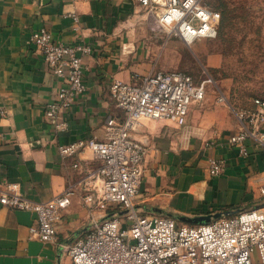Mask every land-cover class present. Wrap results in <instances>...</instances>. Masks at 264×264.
Returning <instances> with one entry per match:
<instances>
[{
	"label": "crops",
	"instance_id": "crops-1",
	"mask_svg": "<svg viewBox=\"0 0 264 264\" xmlns=\"http://www.w3.org/2000/svg\"><path fill=\"white\" fill-rule=\"evenodd\" d=\"M40 26L54 41L90 46L82 56L85 91L60 113L59 129L43 110L62 82L28 43ZM199 44L195 41L192 49L203 55ZM185 49L178 37L168 38L156 28L154 16L134 0H0V190L18 183L26 198L47 201L68 185L74 188L50 242L30 238L31 212L0 204V264H71L68 246L105 215L89 211L81 199L101 187V161L88 150L62 157L58 146L103 139L106 119L123 116L110 98L111 82L139 83L151 72L183 68ZM241 125L231 106L207 102L190 106L183 127L164 120L140 122L132 133L145 146L137 212L196 225L199 217L264 207V196L253 184L264 170V144L247 139L248 156L242 157L226 143ZM209 157L224 159L220 175L208 173Z\"/></svg>",
	"mask_w": 264,
	"mask_h": 264
},
{
	"label": "built area",
	"instance_id": "built-area-1",
	"mask_svg": "<svg viewBox=\"0 0 264 264\" xmlns=\"http://www.w3.org/2000/svg\"><path fill=\"white\" fill-rule=\"evenodd\" d=\"M134 1L154 16L156 28L168 38L178 37L189 46L217 36L220 13L206 0ZM68 15L78 22L75 13ZM28 43L62 82L56 97L43 110L50 124L62 128L60 113L85 91L82 56L90 53V46L54 41L45 26L36 28ZM211 81L208 75L196 80L179 70L154 71L139 83L113 80L109 95L122 111V118L106 119V133L101 140L90 138L58 146L62 157L88 150L101 161L97 170L101 187L81 199L89 211L105 215L93 219L84 236L68 246L71 264H264V207L196 225L177 223L169 216L141 215L135 208L145 154V146L132 135L136 126L148 120L185 126L190 106L205 98L206 85ZM217 101L226 104L222 94ZM253 103V110H234L242 125L226 140L242 157L248 156L247 139L264 144V100L255 99ZM225 165L224 159L209 157L208 173L220 175ZM253 184L264 196V170L255 175ZM73 193V186L68 185L50 200L33 201L21 194L18 183L12 182L0 190V204L31 212L35 223L29 227L30 238L50 242L56 239L55 224Z\"/></svg>",
	"mask_w": 264,
	"mask_h": 264
},
{
	"label": "rangeland",
	"instance_id": "rangeland-1",
	"mask_svg": "<svg viewBox=\"0 0 264 264\" xmlns=\"http://www.w3.org/2000/svg\"><path fill=\"white\" fill-rule=\"evenodd\" d=\"M206 2L221 13L217 36L197 40L203 55H196L194 47L186 45L184 67L178 70L197 80L210 76L212 81L200 103L253 110L255 99L264 100V0ZM220 94L226 104L217 101Z\"/></svg>",
	"mask_w": 264,
	"mask_h": 264
},
{
	"label": "water",
	"instance_id": "water-1",
	"mask_svg": "<svg viewBox=\"0 0 264 264\" xmlns=\"http://www.w3.org/2000/svg\"><path fill=\"white\" fill-rule=\"evenodd\" d=\"M220 216H221L220 214L213 215L212 217L211 216H203V217L197 218V221H195V222L196 223L199 222V224H203V223L209 222L213 218H218Z\"/></svg>",
	"mask_w": 264,
	"mask_h": 264
},
{
	"label": "trees",
	"instance_id": "trees-1",
	"mask_svg": "<svg viewBox=\"0 0 264 264\" xmlns=\"http://www.w3.org/2000/svg\"><path fill=\"white\" fill-rule=\"evenodd\" d=\"M213 8V7H212ZM214 9H216V8H214ZM217 10V9H216ZM218 11V10H217ZM219 12V11H218ZM220 13V12H219ZM220 20H221V13H220ZM217 30H218V28H217ZM184 72H186V71H184ZM186 73H188V72H186ZM188 74H190V73H188ZM190 75H192V74H190ZM193 76V75H192ZM194 77V76H193ZM195 78V77H194ZM196 79V78H195ZM197 80V79H196ZM254 106V105H253Z\"/></svg>",
	"mask_w": 264,
	"mask_h": 264
}]
</instances>
